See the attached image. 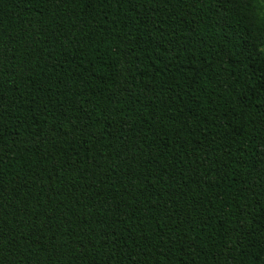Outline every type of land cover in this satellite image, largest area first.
I'll use <instances>...</instances> for the list:
<instances>
[{
  "label": "trees",
  "instance_id": "obj_1",
  "mask_svg": "<svg viewBox=\"0 0 264 264\" xmlns=\"http://www.w3.org/2000/svg\"><path fill=\"white\" fill-rule=\"evenodd\" d=\"M264 0H0V264H264Z\"/></svg>",
  "mask_w": 264,
  "mask_h": 264
},
{
  "label": "snow or ice",
  "instance_id": "obj_2",
  "mask_svg": "<svg viewBox=\"0 0 264 264\" xmlns=\"http://www.w3.org/2000/svg\"><path fill=\"white\" fill-rule=\"evenodd\" d=\"M240 2L243 3V0H240ZM260 27H261L262 29H264V23H262V24L260 25ZM261 34L264 35V32H262Z\"/></svg>",
  "mask_w": 264,
  "mask_h": 264
}]
</instances>
